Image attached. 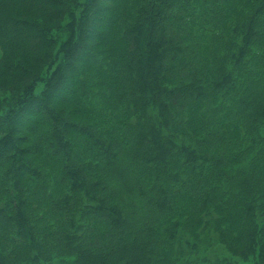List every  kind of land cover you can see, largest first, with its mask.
Instances as JSON below:
<instances>
[{
    "label": "trees",
    "instance_id": "trees-1",
    "mask_svg": "<svg viewBox=\"0 0 264 264\" xmlns=\"http://www.w3.org/2000/svg\"><path fill=\"white\" fill-rule=\"evenodd\" d=\"M0 264H264V0H0Z\"/></svg>",
    "mask_w": 264,
    "mask_h": 264
},
{
    "label": "rangeland",
    "instance_id": "rangeland-1",
    "mask_svg": "<svg viewBox=\"0 0 264 264\" xmlns=\"http://www.w3.org/2000/svg\"><path fill=\"white\" fill-rule=\"evenodd\" d=\"M211 232L207 234L204 240L200 241L197 246L196 257L207 258H226L230 257L229 252L219 244L216 235L213 233L209 238Z\"/></svg>",
    "mask_w": 264,
    "mask_h": 264
}]
</instances>
